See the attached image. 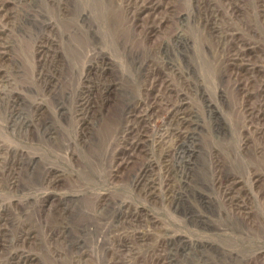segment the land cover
<instances>
[{
	"label": "rangeland",
	"instance_id": "rangeland-1",
	"mask_svg": "<svg viewBox=\"0 0 264 264\" xmlns=\"http://www.w3.org/2000/svg\"><path fill=\"white\" fill-rule=\"evenodd\" d=\"M0 264H264V0H0Z\"/></svg>",
	"mask_w": 264,
	"mask_h": 264
}]
</instances>
